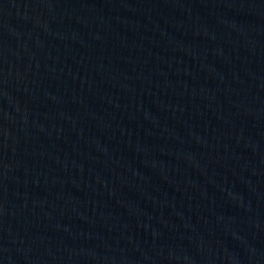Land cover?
Wrapping results in <instances>:
<instances>
[{"label": "water", "instance_id": "1", "mask_svg": "<svg viewBox=\"0 0 264 264\" xmlns=\"http://www.w3.org/2000/svg\"><path fill=\"white\" fill-rule=\"evenodd\" d=\"M0 264H264V0H0Z\"/></svg>", "mask_w": 264, "mask_h": 264}]
</instances>
